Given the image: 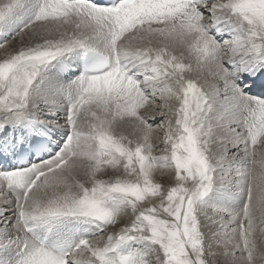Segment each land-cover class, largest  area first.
<instances>
[{
	"label": "snow or ice",
	"instance_id": "snow-or-ice-1",
	"mask_svg": "<svg viewBox=\"0 0 264 264\" xmlns=\"http://www.w3.org/2000/svg\"><path fill=\"white\" fill-rule=\"evenodd\" d=\"M264 0H0V264H264Z\"/></svg>",
	"mask_w": 264,
	"mask_h": 264
}]
</instances>
